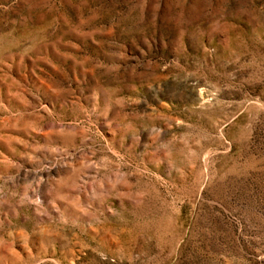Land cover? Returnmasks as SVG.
Wrapping results in <instances>:
<instances>
[{
  "label": "rangeland",
  "instance_id": "374dc122",
  "mask_svg": "<svg viewBox=\"0 0 264 264\" xmlns=\"http://www.w3.org/2000/svg\"><path fill=\"white\" fill-rule=\"evenodd\" d=\"M0 264H264V0H0Z\"/></svg>",
  "mask_w": 264,
  "mask_h": 264
}]
</instances>
